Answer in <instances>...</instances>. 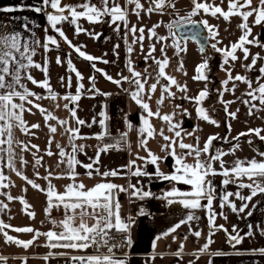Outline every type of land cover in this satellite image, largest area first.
<instances>
[{
	"label": "crops",
	"instance_id": "crops-1",
	"mask_svg": "<svg viewBox=\"0 0 264 264\" xmlns=\"http://www.w3.org/2000/svg\"><path fill=\"white\" fill-rule=\"evenodd\" d=\"M82 2H88V0H62V5ZM91 2L98 7L101 6L100 0H91ZM111 2L112 0H110V4ZM115 2L127 11L128 28H125L122 22H117L120 30L116 31L117 25H113L110 18H105V22L96 24H90L87 20L81 19L78 23L87 31L81 32L79 35L75 34L74 25L67 22L58 25L73 45L80 47L82 51L89 55L101 58L100 60L89 62L80 57L48 25L46 13L48 11L54 12V10L45 8L40 13L30 10L34 6H41L42 0H0V8L11 7L18 9L13 12H0V34L19 33L22 43L28 42L36 49L33 60L35 63L41 64L42 67L45 66V61H47L49 82L53 91L58 94L56 101L51 99L36 101L34 97H30V99H33L34 103L40 104L48 112H51L55 107L64 112V110H69L64 105L70 102L65 101L62 97L69 93L75 95L77 86L81 83L84 86L81 90V99L70 104V109L75 108L78 118L86 121L85 125L78 126L76 119L72 117V128L79 127L80 135L83 137L75 140L76 144L84 146L83 151L76 154L77 159L83 164L94 163L92 158H94L97 149L105 145L103 139L96 138L97 134H102L105 131L112 135L115 133H127L124 145H118V148H111L106 154L101 153L99 164L94 163V169H99L100 173L117 170L120 173L118 176L103 177L93 170V175L89 178L85 174L86 169L83 167L77 165L75 169L79 173L76 183L83 182L87 188H92L98 183L111 182L126 189L124 192H117L116 196L121 205V219L128 226L127 231L123 233L128 235V241L130 240L131 243H129L127 249H118L109 255L114 256L116 259L125 260L126 264H210V262L211 264H264V255H261L258 251L259 249H264V235L261 234L264 231V194H257L251 201H242L235 193L238 192L241 196H249L251 194L249 188L239 187L241 183H251L246 177L227 186L222 183L224 177L220 175L211 177L212 186L216 190L213 200V210L216 212L215 224L217 226L223 225V229H227V233L218 227L215 229L208 227L207 201L205 200L201 201L202 207L199 209L184 208L179 203V198H171L175 202L168 204L167 199L164 197L173 187L181 192H190L191 186L169 182L155 175L133 176L131 172L135 170V167L131 171L124 167L130 161L135 160L136 166L141 167L142 170L150 174L156 171V166L146 164L145 161L138 159V156L144 157L147 155V152L139 144V140L142 138L139 134V129L143 127L142 117L146 113L130 97V93L136 88L134 83L122 81V84L118 86L108 81L103 73L112 76L114 80H120L121 77H130L131 79V73L128 71V62L130 60L134 70L142 73V81L144 79L147 80L144 100L149 104L150 109L153 112L159 111L161 116L175 113L173 122L180 125L176 130L181 132L183 142L186 144H193L202 149L207 139L216 135L217 139L213 141L209 153L202 154L200 159L202 161L207 160L209 155H216L218 151L229 153L222 156L226 168L233 167L238 160L245 163L253 159L264 161V156L260 154L264 153V141L254 133H249L246 136L239 135L240 133H248L249 129H261L260 134L264 135V105H260L259 100L251 101V98L247 95L249 91L248 85L241 81H229L227 85L222 83L223 86L219 91L211 90L212 86H209L208 83L212 81V74L209 73L220 71L224 72V76L227 77V73L221 67L223 56L215 50H213V53L217 58L219 57L220 64L214 66L208 62V69L205 70V75L208 77L207 81L194 80L193 77L198 74L196 67L205 58L194 42L181 40L175 35V40L180 41L187 49L186 52H181L179 55L176 54V49L172 47L174 42L172 37L173 28L170 30L168 27L170 23L173 24V27L176 23H174L175 20H172L170 13L167 11L148 13L146 9L150 6L151 1L141 0L144 8L139 10L140 15L137 17L134 11V4H128L127 0H115ZM208 2L219 5L224 10L228 9V0H223V2L221 0H208ZM175 3V12H185L186 15L190 10V0H175ZM258 4L259 0H252V7H256ZM192 19L194 21L206 19L209 24L218 27L219 36L217 39L220 40L218 44L220 48L230 47L242 34L237 27L242 22L239 16L230 17V22H226L222 17L215 18L203 13L192 17ZM253 20L254 17L249 18V23L252 27V36L249 39L257 37L260 43L264 44V27L252 24ZM156 24L160 25L156 28L157 35L149 38L150 34L146 32ZM25 25H27V28ZM132 25H135L137 29L145 27V38L142 42L137 40L136 43H133L134 39L139 36V32L134 37L129 31ZM89 33L98 34L99 38L96 39ZM49 35L56 37L60 47L56 48L54 45H49V51L46 52L40 45L44 43ZM158 37H165L166 39L161 41L158 40ZM35 41H39V44L34 43ZM117 45L119 47H116ZM153 45L156 51L152 55L158 60L164 58L160 49L162 47L165 48V54L169 59L168 66L165 69L167 75L174 77L179 85L187 86V92H181L175 85H169L170 91L175 95L167 97L160 105L157 104V101L161 98V86L169 84V82L161 78L160 83L157 84L156 91L150 94L147 92L148 87L156 83L155 77L158 72V66L154 60L146 59ZM128 47H132L133 51L131 53L127 51ZM245 47L249 49L248 60L243 58V51L237 50L236 55L239 58L236 61L230 60L229 64L224 65V67L230 69L233 77L239 74L252 81V88L255 89L259 83H264V74L259 71L261 67H264V47L256 45H245ZM169 49L173 52L169 53L167 51ZM257 54H259V58L256 65L251 70L245 68L244 65L251 64L252 58ZM57 57L62 62L60 65L56 63ZM69 59L72 62V66L82 74L83 80H77L75 72L69 70ZM102 60H108L109 62L105 64ZM180 61H183V69L177 70ZM92 63H95L96 67L101 69V71H95L91 66ZM27 74H31L37 81H42L45 79L44 73L35 68L22 71V83L31 91L41 96H47L46 90L33 85L24 78ZM92 76L95 77V88L100 93H110V95L93 94L90 91L92 83L89 77ZM61 77H64L63 85L60 80ZM69 77L72 80L71 88L64 86L67 84ZM6 79L10 80L11 78L6 77ZM205 88H208L209 95L199 106L206 109L210 118L216 120L219 126L198 118L196 112L198 105L196 102L184 98L195 97ZM225 88L228 90L226 91ZM18 90L21 89L18 88ZM216 93H218V97H214ZM110 96L114 97V99L111 100ZM212 97L216 100H212ZM221 100L225 102L232 101L228 105V112H236L237 117L235 119L228 116L225 112L224 104L220 102ZM244 100H250L251 103L257 105V108L252 110V115L248 114L251 105H245L243 103ZM15 102L20 103L18 99ZM177 105L180 107H177ZM25 108H31V112L25 111L23 113V119L27 122V125L30 127L32 124H39L40 127L31 129L32 134L30 135H25L19 128L13 129L14 140L21 142V144L29 145L30 149L22 152L21 144L13 143L12 148L16 156L15 166L25 176L39 184L41 188H46L48 184V181L43 177L47 176L49 172L53 173L51 183L55 186V190L58 193H63L65 186L73 183V181L67 178L69 171L67 164L57 166L60 159L57 144L61 145L66 152L71 153L72 151L70 143L66 145L60 143L64 135V132H62L63 127L58 124V120H61V118L58 117L56 122L54 121L57 131L52 134L48 127L49 124L52 125V120L46 123L41 112L32 107V105L25 103ZM185 109L187 110L186 113ZM101 112L106 114L107 119L100 115ZM115 112H123L127 115V118L115 122L112 120ZM94 119L95 123H93ZM100 120L105 121L104 126H101ZM149 120L155 129V137L148 138L147 147L156 155L164 157L158 162L159 169L165 174L171 173L176 167L175 160L166 152L161 151V146L165 141L159 135V132L163 129L165 135L174 139L179 138H175L174 132L168 131L167 124L159 117L153 116ZM129 123L132 125L131 129H129ZM89 124L91 127L88 126ZM229 125H231L230 129ZM187 133H194L195 136L187 135ZM51 136L55 138L54 142L56 144L54 142L51 145L48 144ZM195 137H199L198 145ZM234 137H239V139H234ZM31 145H37L38 150L31 148ZM236 145H239V147H236L233 153L231 150ZM2 147L7 149L8 145L5 144ZM49 150L53 153L52 156L47 155ZM175 150L178 155L182 151H187L179 149L178 146ZM0 156H3V160H0V170L8 177L4 183L9 185L7 188H0V203L8 205L7 208L0 210V220L13 228L28 226L40 232L53 230L59 233L62 231V228L54 226L50 219L63 220L64 209L59 207L60 212L55 213L54 209L56 207H54L51 210L50 217L47 216L45 214V208L47 207L46 195L33 189L20 176H17L15 171L6 166L7 152L0 153ZM21 156L27 163L22 164L20 162ZM40 157H42V160L39 165H36L35 161ZM185 162L192 164L194 162L193 157L186 156ZM213 166L218 171L220 170L219 161H214ZM54 167L58 170L53 171ZM37 172L39 176L36 175ZM57 176H63L64 178L57 179ZM258 182L264 184V180H259ZM129 185H135L136 189L141 192L147 191L152 193V195L143 199L139 196H134L131 194L134 189L130 188ZM226 192L234 193L229 200L236 205L237 209L244 204L248 205L244 212H233L227 204L224 207L220 206L222 197ZM9 195L17 199L8 200ZM20 197L31 205L28 211L35 213L34 219L25 213L23 205L18 199ZM144 200L148 201V208L140 205L141 201ZM188 215H192L194 219L181 224V227L175 233L159 240L156 239L168 229L180 223L181 220L187 221ZM79 222V217H77L75 225L78 226ZM88 223L92 225L95 221L89 218ZM4 231L21 240H29L33 235L31 233H17L12 231L11 228ZM195 231H200L202 233L201 237L197 238L192 235ZM212 232L215 233L212 236L214 243L210 245L207 252L199 253V258L197 259L198 250ZM110 233L119 232L113 229ZM248 233H251V235L249 236ZM228 234H239L243 237V242L235 245V247L231 246L228 243ZM173 236L175 240H173ZM184 237H187V239H184ZM182 243L184 245L182 258H178L174 253ZM45 244L46 239L41 236L32 246L24 249L14 243H6L3 234L0 233V256L6 258V264H25V260L26 264H80L79 261H74L72 257L100 256L96 253L95 244L86 249H50L45 247ZM217 251H221L225 255H213ZM49 252L53 253V255L49 256L48 260L45 261L43 257Z\"/></svg>",
	"mask_w": 264,
	"mask_h": 264
},
{
	"label": "snow or ice",
	"instance_id": "snow-or-ice-1",
	"mask_svg": "<svg viewBox=\"0 0 264 264\" xmlns=\"http://www.w3.org/2000/svg\"><path fill=\"white\" fill-rule=\"evenodd\" d=\"M223 2V0H221ZM128 4L135 5V14L139 17V10L144 8V5L141 3V0H127ZM100 5L97 6L95 3H92L91 0L88 2H82L78 4H68L62 5V0H42L41 6H34L30 10L36 13H40L45 10V8H50L53 11H48L46 13V18L48 25L59 34L61 38L72 47L74 51L82 57L85 61L93 62L96 60H100V57H94L92 55L87 54L82 51L80 47L72 44L71 40L68 39L65 32L58 27V25L62 23H69L75 26V34L79 35L81 32H85L87 30L83 29L79 25V21L81 19L87 20L90 24L103 23L105 22V18H110L111 23L113 25H117L116 31H119V26L117 22H122L125 28H128V20H127V11L120 6V4L116 3L115 0H112L110 4V0H100ZM167 9H176L175 0H151L150 6L147 7L146 11L148 13H153L154 11H166ZM16 8L5 7L0 8V12H13L17 11ZM22 10V9H21ZM67 13V14H66ZM201 13L205 15H210L211 17L220 18L222 17L226 22H230V17L239 16L241 18V23L238 24V29L242 32L238 40L230 45V47L220 48L218 44L220 40L217 39L219 36L218 27L216 25H211L208 23V20L194 21L192 17L200 15ZM178 14V13H177ZM254 17L252 24L259 25L264 27V0H259V4L256 7H252V0H228V9L224 10L221 6L216 5L214 3H209L208 0H190V10L183 17H180V20L175 22L176 26H181L182 24H191L194 27L202 26L207 31V39L215 41L211 43V48L214 49L217 53H221L223 56V64L221 65L222 70L227 73V79L222 83L227 85L229 81H241L248 85L249 91L247 95L251 98V101L259 100L260 105H264V83H259L258 87L252 88V81H249L246 77L241 75L232 76L229 68H225L224 65H228L229 61H236L239 57L236 55L237 50L243 51V58L248 60L249 58V49L245 47V45H256L258 47H264V44L260 43L257 37L252 36V27L249 23V18ZM160 25L156 24L152 28L148 29L150 37H155L157 35L156 28ZM27 28V25H25ZM169 29L173 28V24L170 23L168 25ZM129 31L136 36V33L139 32V36L134 39L133 43H136L137 40L142 42L145 38L144 28H139L135 25H132ZM94 38L98 39V34L89 33ZM199 33H193V36H198ZM173 44L172 47L176 49V54L179 55L181 52H186L187 49L182 45L180 41L175 40V32L172 33ZM165 37H159V40H165ZM34 43L39 44V41H35ZM49 45H54L56 48H59L60 45L55 36H47L44 43L40 46L47 52L49 51ZM116 47H119L117 45ZM142 47V44H141ZM127 51L131 53L133 51L132 47H128ZM156 51L155 46L153 45L148 53L146 59H153L156 65L158 66V72L156 73V83L151 84L147 92L154 93L157 88V84L160 83L161 78L168 81L169 84L162 85L161 98L157 101V104L160 105L164 102L167 97L174 96L175 94L170 91L169 85H175L179 91L187 92V86H181L177 83L176 79L172 76L167 75L165 69L168 66L169 59L165 54V48H161L160 51L164 56L163 59H155L152 55ZM201 52L204 51L203 48L200 49ZM36 54V49L32 47L28 42H21V35L19 33L12 34H0V153L7 152V164L6 166L15 171L17 176H20L28 185H30L33 189L42 192L47 197V207L45 208V214L50 217L51 210L54 207H62L64 209V219L61 221H56L54 219H50V222L54 226H58L62 228V231L57 233L56 231L49 230L48 232H40L32 227H15L13 228L11 225L5 224L2 220H0V233L3 234L6 243H14L17 246L23 247L24 249L29 248L34 244L36 240H38L41 236L46 239L45 247L50 249L54 248H65V249H86L91 245H108V241L110 239L109 233L115 229L118 232H126L127 224H125L120 215L121 205L119 200L117 199V192H124L126 189L123 186L117 185L111 182H102L94 185L92 188H87V186L83 183H76V178L79 175L75 171L76 166L79 165L86 169V175L91 178L93 175V170L96 171L97 174L102 175L103 177H116L120 173L117 170H109L103 173L99 172V169H94V163L99 164V157L101 153H107L111 148H118V144L109 145L105 144L102 147H99L95 153L94 163L83 164L80 160L77 159V153L82 152L84 149L83 145H78L75 143V140L82 139L83 137L80 135L79 127L71 128L65 127L68 125V121L58 120V124L62 127H65V132L68 134L69 143L71 146V153L66 152L65 149L57 144V148L59 149V161L57 166L60 164H67L69 169L67 173V178L72 180L73 183L65 186V191L63 193H58L55 190V186L51 183V178L53 173L49 172L47 176L43 177L48 181L46 188H41L39 184H37L34 180L29 179L25 176L19 169L15 166V153L13 151L12 145L13 143L21 144L19 141L14 140L13 129L19 128L25 135H30L31 129L39 128V124H32L30 127L27 125V122L23 119V113L25 111L31 112V108H25V103L32 105V107L38 109L45 122L49 120H56L57 118L46 109L41 107L40 104L34 103L33 99L30 97H34L36 101L42 99H51L56 101L58 99V94L53 91L51 88L48 74L49 69L46 66L47 61H45V66L42 67L41 64L35 63L33 60V56ZM259 58V54L254 56L251 60V64L244 65L245 68L251 70L257 62ZM26 61V63H25ZM103 63L107 64L108 60H102ZM56 63L60 65L62 62L59 57L56 59ZM69 70L75 72L77 80H83L82 74L72 66V62L68 60ZM92 68L100 72L101 69L96 67L95 63L91 64ZM30 68L39 69L44 73L45 79L42 81H37L31 74H27L24 78L30 81L33 85L46 90L48 93L47 96H41L33 91H31L24 83H22V71H26ZM183 69V61H180L178 69ZM208 69V61L205 59L202 63L198 64L196 67V72L198 73L193 77L196 81H207L208 77L205 75V70ZM128 71L131 73L130 77H121L120 80H114L112 76L107 73H103L105 78L116 84L121 85L122 81H128L130 83H134L136 88L134 91L130 93L131 99L146 113L145 116L142 117L143 127L139 129V134L142 137L139 140L140 146L147 152V155L144 157H139L138 159L143 160L146 164H151L156 166L155 173H148L141 169V167L136 166L135 160L130 161L128 165H125V168H128L130 171L133 167L135 170L131 172L133 176H149L155 175L163 180L169 182H176L181 184H186L191 186L190 192H181L175 187L172 190L168 191L165 194V199H167L168 204H172L175 202L174 199L171 198H179V203L184 206L186 209H199L202 207L201 201H207V211H208V227L210 229L220 228L223 229V225L217 226L215 224L216 212L213 210V200L215 188L212 186L211 177H215L220 175L224 177L222 183L227 186L230 183H235L236 181L246 177L251 183L248 184H239L241 188H249L251 190V194L249 196H241L238 192L235 195L242 201H251V199L257 194H264V186L261 185L258 181L264 179V161H256L255 159L248 161L247 163L243 161H236L234 166L231 168H226L224 166V161L222 160V156L227 155L229 153L217 152L216 155H209L207 160L202 161L200 159L202 154H208L209 150L212 146L214 140L217 139L216 135L210 136L205 142L203 148H199L193 144H186L183 142V138L181 137V132L176 130L180 127L178 123L173 122V117L175 113L160 115L159 111L153 112L149 104L144 100L145 94V85L147 80L144 79L142 81L141 72H137L132 67L131 61L128 62ZM261 74H264V67L259 69ZM186 74V73H185ZM6 77H10L8 80ZM92 83V89L90 91L93 94L100 95H110V93H100L98 89L95 88V77H89ZM61 83L63 85L64 77L60 78ZM18 86V87H17ZM68 88L72 87L71 77L68 78V82L64 85ZM83 84H79L76 88V94H66L62 98L65 101H69L70 103L78 102L81 99V90L83 89ZM21 89V90H18ZM227 91L228 89L225 88ZM127 91V90H125ZM234 91V88H233ZM209 93L207 88L201 90L199 94L195 97H184L190 100H194L198 107L196 108V112L198 118L203 119L213 125L219 126L218 122L214 119H211L208 115L206 109L200 107L199 105L203 100L208 97ZM150 98V95H149ZM18 99L20 103L15 102ZM250 100H244L243 103L245 105H251L249 107V115H252V110L257 108V105L251 103ZM224 104V110L231 118L235 119L237 117L236 112H228V105L232 103V101L225 102L223 100L220 101ZM58 106V105H57ZM78 106V105H77ZM66 109H68V104L64 105ZM177 107H180L177 105ZM70 114L73 118L76 119V124L78 126L85 125L86 121L79 119L76 113L75 108L69 109ZM185 113L187 110H184ZM238 111V110H237ZM101 116H104L107 119V116L104 112L100 113ZM159 117L162 119L168 126V131L174 132L175 138L170 137L164 134L163 129L160 130L159 135L165 141V143L161 146V151L166 152L168 155L172 156L175 160V169L171 173L165 174L159 169L158 162L164 157L158 156L153 153L148 147V138L155 137V129L150 123V117ZM95 119L93 123H95ZM99 123L101 126H104L105 121L100 120ZM91 127V125H88ZM129 129L132 128L131 123H129ZM49 131L52 134H55L57 128L51 124L48 125ZM229 129L231 125L228 126ZM261 129H249L248 133H240V136H246L249 133H254L259 136V138L264 141V135H261ZM146 134V135H145ZM107 135L105 131L102 134H97V139H103L104 136ZM187 135L195 136L194 133H187ZM127 133L121 134V139L126 140ZM196 143H199V137H195ZM234 139H239V137H234ZM51 138L48 141V144L51 145ZM8 145L7 149L3 148V145ZM179 147L181 150H187L186 152L182 151L181 154L176 153V147ZM239 147V145L234 146L231 150L233 153L235 148ZM31 148H35L38 150L37 145H31ZM29 145L21 144V151H28ZM264 156V153H260ZM47 155L52 156L53 153L49 150ZM186 156H192L194 162L192 164H188L185 162ZM0 160H3V156H0ZM42 160V157L37 158L35 161L36 165H39ZM220 162V170L218 171L214 166L213 162ZM20 162L22 164L27 163L20 157ZM39 176V173H36ZM57 179L64 178L63 176H57ZM3 174V171L0 170V188L9 187L8 184L4 183L7 180ZM130 188L134 189L131 193L134 196H139L141 199L145 197H149L152 193L144 191L141 192L139 189H136L135 185H129ZM26 191V190H25ZM234 193L226 192L222 197L221 207L224 205H228L231 207L233 212H244L245 208L248 206L244 204L239 209H237L236 205L232 203L229 198L233 196ZM17 199L8 196V200ZM20 199L21 204L23 205V209L25 213L30 218H35V213L32 211H28L31 208V205L28 204L26 200L22 197ZM7 204L0 203V210L7 208ZM251 215V213H249ZM79 217V225H75L76 218ZM91 218L95 221L94 224L89 225L88 219ZM194 217L192 215H188L187 221L181 220L180 223H177L172 228L168 229L161 236H158L156 239H162L164 237L169 236L172 233H175L178 228L181 227V224H185L188 221L193 220ZM11 228L12 231L17 233H31L32 238L29 240H21L15 238L8 234L5 229ZM227 233V229H223ZM235 231V230H233ZM215 233L212 232L206 238V242L203 246L198 250L196 256L199 258V253L207 252L210 245L214 243L212 236ZM264 235V231L261 233ZM195 237H201L202 233L200 231H195L192 233ZM250 236L251 233H248ZM175 240V237H172ZM187 239V237H184ZM243 242V237L239 234H228V243L235 247V245H239ZM128 243H131L129 240ZM116 247V245H112L109 247V252L112 251V248ZM184 245L183 243L179 246L178 250L174 253V255L178 258H182ZM255 251V250H254ZM261 255H264V249L258 250ZM53 253L49 252L47 255L43 257L45 261L48 260L49 256H52ZM215 256L225 255L221 251H217L213 253ZM74 261H79L80 264H126V261L123 259H116L112 255L105 256H88V257H72ZM0 264H6V258L0 256ZM26 264V260H25ZM211 264V262H210Z\"/></svg>",
	"mask_w": 264,
	"mask_h": 264
},
{
	"label": "rangeland",
	"instance_id": "rangeland-1",
	"mask_svg": "<svg viewBox=\"0 0 264 264\" xmlns=\"http://www.w3.org/2000/svg\"><path fill=\"white\" fill-rule=\"evenodd\" d=\"M149 1H151V0H149ZM176 10V9H175ZM168 13H170V16H171V18H172V20H175V21H177L178 19H180V17L181 16H185V12H175L173 9L171 10V9H167L166 10ZM178 13V14H177ZM163 17V16H162ZM144 29H145V27H143ZM146 31V30H145ZM145 33V32H144ZM146 33H149V32H146ZM207 33V32H206ZM149 38H153V37H149ZM159 38V37H158ZM159 40V39H158ZM189 43H192V42H189ZM211 43H214V41H212V40H210L209 39V44H210V47H211ZM192 45H194L193 43H192ZM213 50L214 49H212L211 48V53L210 54H208V55H203V57L205 58V59H207V61L210 63V64H212V65H214V66H218L220 63V61H219V57L217 58L215 55H214V53H213ZM169 53L170 52H173L172 50H167ZM208 74V73H207ZM209 74H212V81H209V83H208V85L210 86H212V91H219L220 90V88L223 86V84H222V82L224 81V80H226L227 79V77L226 76H224L225 75V73L224 72H220V71H212L211 73H209ZM214 80V81H213ZM208 86V87H209ZM208 89V88H207ZM214 97H218V93H216V95L214 96ZM214 97H212V100H216ZM70 104L71 103H68V109H70ZM51 113L58 119V117H60L61 118V120H65V121H68V125H66L65 127H71L72 128V123H73V118H72V116H71V114H70V111L68 110V111H65L64 110V112H62V111H60V109H58L57 107H55V108H53L52 110H51ZM56 119V120H57ZM56 120H52L53 122H52V125L53 126H55L56 125ZM55 121V122H54ZM55 127H57V126H55ZM65 127H63V129H62V132H64V135H63V138L61 139V144H68L69 143V138H68V134L65 132ZM51 140H52V143L55 141V138L54 137H52L51 136ZM55 144H56V142H54ZM58 169L57 168H55L54 167V169H53V171H57Z\"/></svg>",
	"mask_w": 264,
	"mask_h": 264
},
{
	"label": "built area",
	"instance_id": "built-area-1",
	"mask_svg": "<svg viewBox=\"0 0 264 264\" xmlns=\"http://www.w3.org/2000/svg\"><path fill=\"white\" fill-rule=\"evenodd\" d=\"M112 96V95H111ZM110 99L113 100L114 97H111ZM127 118V115H125L123 112H115V114L112 117V120L117 122V121H122L123 119ZM262 186H264L263 183H261ZM140 205L144 208H148L149 203L147 200L141 201ZM133 209V205L131 206ZM55 213H59L60 212V208L56 207L54 209ZM110 239L108 241V245H95L96 247V253L100 256H105V255H109L110 253H112L113 251H116L118 249H127L129 246L128 243V235L126 233L123 232H119V233H109ZM112 245H116V247L112 248V251L109 252V247Z\"/></svg>",
	"mask_w": 264,
	"mask_h": 264
},
{
	"label": "water",
	"instance_id": "water-1",
	"mask_svg": "<svg viewBox=\"0 0 264 264\" xmlns=\"http://www.w3.org/2000/svg\"><path fill=\"white\" fill-rule=\"evenodd\" d=\"M173 32H175V35L181 40H190L194 42L197 45L199 51L201 48H203L204 51H200L201 54L208 55L211 53L209 39H207L205 29L202 26L194 27L191 24H182L181 26L175 25L173 27ZM193 33H199V35L194 37Z\"/></svg>",
	"mask_w": 264,
	"mask_h": 264
},
{
	"label": "trees",
	"instance_id": "trees-1",
	"mask_svg": "<svg viewBox=\"0 0 264 264\" xmlns=\"http://www.w3.org/2000/svg\"><path fill=\"white\" fill-rule=\"evenodd\" d=\"M177 21H179V20H177ZM177 21H174V23ZM103 141L105 144H109V145H115V144L124 145L126 142V140L121 139L120 133H115L113 135L107 133V135L104 136ZM261 180H264V179H261Z\"/></svg>",
	"mask_w": 264,
	"mask_h": 264
}]
</instances>
